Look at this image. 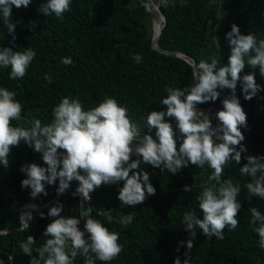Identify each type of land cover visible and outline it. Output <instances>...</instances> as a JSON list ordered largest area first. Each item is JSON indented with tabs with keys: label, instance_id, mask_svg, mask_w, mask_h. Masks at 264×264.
<instances>
[{
	"label": "trees",
	"instance_id": "16d2710c",
	"mask_svg": "<svg viewBox=\"0 0 264 264\" xmlns=\"http://www.w3.org/2000/svg\"><path fill=\"white\" fill-rule=\"evenodd\" d=\"M45 2L32 0L27 8L13 6L14 42L0 13V47H10L13 51L27 47L36 53L22 79H9L10 67L0 68V87L16 92L15 98L23 106L21 119L12 121L13 126L30 128L35 119L41 120L42 125L50 123L53 108L63 97L79 98L85 111L111 97L127 108L142 134H149L147 116L152 111L165 110L166 106L160 103L167 96L165 88L183 90L195 83L194 69L187 58L153 47L152 14L147 0H71L70 10L61 18L41 14L38 9ZM153 2L159 3L165 19L158 47L183 53L196 64L212 59L219 61L218 67L228 64L231 49L226 33L233 24L241 34L252 33L258 40L264 39V0H168L166 6L161 0ZM136 54L142 57L139 63L133 58ZM65 57L71 58V65L61 63ZM251 71L254 70L246 67L241 75ZM46 75L51 82L45 79ZM255 79L261 90L250 100L244 98L239 82L236 88V96L247 115V127L240 129L245 137L241 143L247 151L241 153L239 164L233 160L225 166L220 182L213 178V169L207 164L203 168L189 164L176 174L141 164L156 189L155 195L142 204L136 207L121 204L118 194L122 182L102 185L90 194V216L110 231L118 232V242L123 246L115 260H96L95 264H174L176 257L183 264L187 258L184 253L189 250L180 242L190 238L182 224L184 213L192 210L202 218L197 197L205 187L218 189L227 179L241 187L237 197L241 202L236 217L238 226L233 230L225 228L223 239L207 238L197 229L194 246L188 252L189 264H264V249L250 224L249 211L256 207L264 214V199L250 197L245 185L251 177L240 172L247 156L264 157V77L258 69ZM229 95L231 90L224 89L216 101L198 105L205 113L212 114L213 126L217 124L214 114L222 110V100ZM169 122L175 126L170 118ZM150 134L156 138L155 129ZM177 140L179 146V135ZM8 159L7 167L0 164V233H3L0 264L11 261L30 264L31 257L22 252L20 245L32 235L36 239L32 256L38 258L36 249L49 238L43 233L53 218L47 216L49 209L36 210L30 221L26 218V227L20 221L19 209L29 202L42 206L52 200L57 195L59 181L53 185L45 183L47 195L41 194L35 198L37 201H32L31 189L21 187V181L27 178L21 167L31 163L46 167L42 154L21 141L11 148ZM76 184L77 181H72L58 200L63 204L64 217L80 218L76 214L82 206L74 192ZM32 207L35 206L31 204ZM40 213H44L43 218ZM129 213L134 214L131 224L118 223ZM108 216L113 218L112 223H108ZM78 227L83 231L84 221ZM84 259L78 254L73 264H84Z\"/></svg>",
	"mask_w": 264,
	"mask_h": 264
},
{
	"label": "clouds",
	"instance_id": "9594fccd",
	"mask_svg": "<svg viewBox=\"0 0 264 264\" xmlns=\"http://www.w3.org/2000/svg\"><path fill=\"white\" fill-rule=\"evenodd\" d=\"M31 2L0 0L3 23L13 42L16 39V23L11 19L12 8H27ZM161 2L166 6L168 0ZM70 3L71 0H46L38 11L44 16L54 14L61 18L70 10ZM226 40L231 49L226 66L218 67L217 59L211 62L201 60L193 65L192 75L196 81L193 85L183 90L165 88L167 96L160 101L166 106L165 110L152 111L147 116L149 134H142L139 125L129 117L127 108L111 97L87 111L79 98L63 97L53 108L50 123L42 125L41 120L35 119L30 128L13 126L12 121L21 119L23 106L15 98L16 92L0 87V164L7 167L11 148L24 141L35 152L42 154L46 165L31 163L21 167L27 176L21 181V187L30 188L33 199L41 194L47 195L45 183L53 185L57 180L58 194H63L72 181H77L75 194L89 200L90 194L102 185L122 182L118 199L122 205L130 207L142 204L156 193L149 173L143 170L141 164L162 171L166 169L172 174L189 164L199 168L207 164L213 169V178L220 182L225 166L233 160L239 164L241 153L247 151L241 143L245 137L240 130L241 126L247 127V115L236 96L237 84H241L244 98L250 100L261 90L256 83L255 70L258 69L264 77V39L258 40L252 33L241 34L239 27L233 24L231 31L226 33ZM35 56L31 48L13 51L10 47H0V68L10 67L9 79H22ZM133 58L137 63L142 59L139 54ZM61 63L71 65L72 60L65 57ZM246 67L254 71L241 75ZM45 79L51 82L47 75ZM224 89L231 90V95L222 100L223 108L214 114L217 124L213 126L212 114L205 113L198 105L216 101ZM152 129H155V139L150 134ZM133 155L137 159H131ZM246 159L247 163L240 168V172L251 180L245 187L250 197L264 199V157L250 155ZM240 191V185L231 179L221 182L218 189L205 187L197 197L202 218L192 210L184 213L182 224L190 238L181 241L180 245L186 244L190 251L197 229L207 238L223 239L225 228H237L239 221L236 217L241 209L237 197ZM29 204L37 205L35 202L24 205ZM62 210L63 204L59 201L49 208L47 216L53 219L43 233L49 238L36 249L38 258L32 256L36 243L32 235L21 243L22 252L31 257L30 264H73L78 254L85 258L84 264H95L96 260L109 262L119 256L123 246L118 242V232L110 231L91 216L83 219L82 231L78 227L82 219L64 217ZM249 211L250 224L259 236L260 247L264 249V214L256 207H251ZM30 215L29 220L32 218ZM40 215L44 217V213ZM133 216V213L124 215L118 223L127 226L132 223ZM107 219L108 223H112L111 216ZM189 251L184 253L187 258L183 264H189ZM174 264H181L179 257Z\"/></svg>",
	"mask_w": 264,
	"mask_h": 264
},
{
	"label": "water",
	"instance_id": "95a60500",
	"mask_svg": "<svg viewBox=\"0 0 264 264\" xmlns=\"http://www.w3.org/2000/svg\"><path fill=\"white\" fill-rule=\"evenodd\" d=\"M148 1V3H149V6H150V9H151V14H152V22L154 23L155 22V19L157 18V15L155 14V9L157 8L158 10H159V14H160V17H161V19H162V22L160 23V30H159V34H158V38L156 39V40H154L153 39V41H152V45H153V47L154 48H156V49H158V50H160L161 52H164V53H166V54H171V55H176V56H180V57H185V58H187V60L192 64V66L194 65V64H196L195 63V61L194 60H192L191 58H188V57H186V55L185 54H183V53H180V52H170V51H164V50H161L159 47H158V40L160 39V36H161V33H162V29H163V26H164V23H165V19H164V16H163V14L161 13V11H160V9H159V3L158 4H155L154 2H153V0H147ZM193 69H194V67H193ZM196 82V81H195ZM135 155H133L132 157H134ZM131 157V158H132ZM66 193V191L63 193V194H58L57 193V195L52 199V200H50L49 202H47L46 204H44V205H42V206H39V205H34L35 207H33V208H31V217H32V213H33V211H36V210H43V209H49L50 207H52L59 199H60V197L61 196H63L64 194ZM24 206H26V205H24ZM23 207V206H22ZM22 207L19 209V218H20V221H21V217H20V215H21V209H22ZM31 220V219H30ZM29 220V221H30ZM22 222V221H21ZM23 226H25L24 224H23ZM11 264H14L13 263V261H11Z\"/></svg>",
	"mask_w": 264,
	"mask_h": 264
},
{
	"label": "built area",
	"instance_id": "2783aa9c",
	"mask_svg": "<svg viewBox=\"0 0 264 264\" xmlns=\"http://www.w3.org/2000/svg\"><path fill=\"white\" fill-rule=\"evenodd\" d=\"M78 187V184L75 185L74 187V192L76 190V188ZM81 200V205L78 210L76 211V214L82 219V221H84L83 219H86L88 216L91 215V211H90V204H89V201H91V199H85V198H82L79 194H77ZM91 196V195H90ZM83 203V204H82ZM99 215H103L102 213H98ZM21 221L23 224L26 225V219L25 221L22 220L21 218Z\"/></svg>",
	"mask_w": 264,
	"mask_h": 264
},
{
	"label": "bare ground",
	"instance_id": "6f19581e",
	"mask_svg": "<svg viewBox=\"0 0 264 264\" xmlns=\"http://www.w3.org/2000/svg\"><path fill=\"white\" fill-rule=\"evenodd\" d=\"M155 14L157 15V18L155 19L154 22V31H153V39L156 40L159 34V28H160V21H161V17L159 14V10L156 8L155 10ZM133 147H135V145H133ZM33 208V207H32ZM31 214V204L27 205L24 207V210L22 208L21 211V218L22 220L25 221V219Z\"/></svg>",
	"mask_w": 264,
	"mask_h": 264
},
{
	"label": "rangeland",
	"instance_id": "374dc122",
	"mask_svg": "<svg viewBox=\"0 0 264 264\" xmlns=\"http://www.w3.org/2000/svg\"><path fill=\"white\" fill-rule=\"evenodd\" d=\"M151 30H152V33H153V31H154V23L153 22H151ZM30 198H31L32 201H37V200L33 199L31 197V195H30ZM39 199H41V198H39ZM45 203H46V200H45Z\"/></svg>",
	"mask_w": 264,
	"mask_h": 264
}]
</instances>
